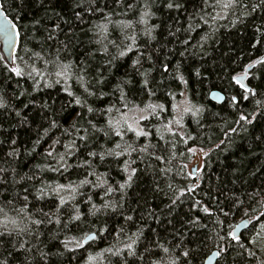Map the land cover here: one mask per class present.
I'll use <instances>...</instances> for the list:
<instances>
[{
    "label": "trees",
    "instance_id": "1",
    "mask_svg": "<svg viewBox=\"0 0 264 264\" xmlns=\"http://www.w3.org/2000/svg\"><path fill=\"white\" fill-rule=\"evenodd\" d=\"M168 2L0 0L20 31L0 61V264H264V62L256 95L232 80L264 55V5Z\"/></svg>",
    "mask_w": 264,
    "mask_h": 264
},
{
    "label": "snow or ice",
    "instance_id": "2",
    "mask_svg": "<svg viewBox=\"0 0 264 264\" xmlns=\"http://www.w3.org/2000/svg\"><path fill=\"white\" fill-rule=\"evenodd\" d=\"M240 3H241V0H226V2H225V0H217V4H219L222 8H225V9L236 8V7H238L240 5ZM260 4L264 5V0H260ZM166 6L169 9H172V8L179 9L181 7V5L179 3H174V2H172V0H169V2L167 3ZM258 6H256V7H258ZM256 7H253L252 11H255ZM0 10H3V3H0ZM145 15H148V13L146 12ZM35 23H39V21H36ZM58 27L59 26L57 25V28ZM258 31H259V29H258ZM0 35H3L5 37V39L8 41L9 48H12V47L16 46L17 40H18V38L20 36V31H19V29H18V27H17V25L15 23L9 24V22L7 20V17L5 16L4 19H0ZM50 38H51V36H49V39ZM185 43H187V41H185ZM124 54H125L124 52L120 53L121 56L124 55ZM3 59H4V57L0 56V61H2ZM262 62H264V61H262ZM64 67L67 68L68 65H64ZM248 67H251V65H249ZM10 70L13 73H15L17 76H22L23 75L22 71L19 68H17V67H12ZM164 70L167 71V66L166 65L164 66ZM245 72H247V69H245ZM57 75H60V73H57ZM80 79H82V77H80ZM181 80H183L182 77H181ZM232 80L235 81V83L239 84L240 87L244 89V93H251L252 95H256L255 91L251 87L241 83V81L239 79H237L235 76L232 77ZM183 82L186 83V81H183ZM145 84H147V81H145ZM86 91H87V89H86ZM69 95H71V93H69ZM231 99H232L233 102H237L236 101V97H232ZM243 99H245V100L248 99V96L247 95H243ZM75 103L77 105H80L81 101L79 99H76ZM3 106L4 105L2 103H0V107H3ZM185 110L187 111L188 109H185ZM88 111L91 112L92 109L89 108ZM77 116H79V113H77ZM249 116H252V114L251 113H249L248 115L241 114L239 116V120L236 123H239L240 121H244L245 123H249V124L252 123V120L249 119ZM53 123H55V122H53ZM73 127H75V125H73ZM230 131L235 132L236 129L233 128V129H230ZM117 134H119V133H117ZM145 135H146V133H145ZM13 143H14V141H13ZM117 147H119V145H117ZM48 155L51 156L52 152L49 151ZM93 155H95V154L93 153ZM157 159H161V158L157 157ZM135 171H136V169H132V173L128 176V181H131L132 175L135 174ZM60 187H63V186H60ZM120 187L123 188L124 185H120ZM25 191H27V189H25ZM41 192L43 193V190H41ZM24 199L27 200V196H25ZM173 203H175V201H173ZM129 219H130V217H129ZM12 223L15 224V221H12ZM35 223L36 224H40L41 221L37 220V221H35ZM3 236H4V233H0V237H3ZM233 238L234 239H238V237L235 236V235L233 236ZM77 245L78 246H82V244L80 242H77ZM129 247H131V246H129ZM184 255L187 256V252H185ZM217 255L219 256L220 253H217Z\"/></svg>",
    "mask_w": 264,
    "mask_h": 264
},
{
    "label": "water",
    "instance_id": "3",
    "mask_svg": "<svg viewBox=\"0 0 264 264\" xmlns=\"http://www.w3.org/2000/svg\"><path fill=\"white\" fill-rule=\"evenodd\" d=\"M5 13L3 10H0V19H4L5 18ZM7 17V16H6ZM7 20L9 22V24H12L13 22L7 17ZM19 40V38H18ZM18 40L16 43V46L9 48V44L8 41L5 39V37L3 35H0V48H1V53L3 55V57L5 58L6 62L9 65L13 64V59H14V55L17 49V45H18ZM262 61H264V55L259 58L258 60H256L254 63L251 64V67H247V72L244 71V73L242 75H240L239 77H237V79H239L241 81V83L245 84L248 86L247 84V80L249 77L250 72L253 71V69L255 68V66L259 63H261ZM210 99L211 101H213L216 104H223L226 100V97L223 93L219 92V91H213L210 94ZM196 168L192 169V175L193 177H196ZM251 220L250 219H244L242 221H240L234 228L233 230V236H237L238 239L241 238V236L249 230V228L251 227ZM96 238V236L94 234L89 235L88 237L85 238L84 243L87 244L89 242H91L92 240H94ZM217 253H220L219 251H213L204 261L203 264H216L218 262V260L220 259L221 254L218 256Z\"/></svg>",
    "mask_w": 264,
    "mask_h": 264
},
{
    "label": "rangeland",
    "instance_id": "4",
    "mask_svg": "<svg viewBox=\"0 0 264 264\" xmlns=\"http://www.w3.org/2000/svg\"><path fill=\"white\" fill-rule=\"evenodd\" d=\"M185 109H188L187 111ZM177 116L178 118H182L183 115L189 111V102L186 98V95H183L182 100L179 102L177 108ZM148 113L143 110H136L131 113L124 114L121 118L127 123V125L135 131L136 133L143 134V128L141 127V122L145 118H147ZM206 151L196 150L195 151V159L194 162L188 166V172L192 174V169L196 168V176L203 168L204 158L206 156ZM199 169V170H198ZM241 221V220H240ZM252 221V220H251ZM255 232H258L257 228L255 229ZM261 243H259L261 250L264 252V236L261 237Z\"/></svg>",
    "mask_w": 264,
    "mask_h": 264
}]
</instances>
